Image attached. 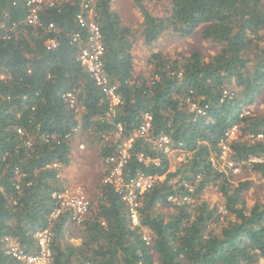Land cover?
Here are the masks:
<instances>
[{
    "label": "trees",
    "instance_id": "1",
    "mask_svg": "<svg viewBox=\"0 0 264 264\" xmlns=\"http://www.w3.org/2000/svg\"><path fill=\"white\" fill-rule=\"evenodd\" d=\"M130 1L142 17L135 31L123 25L112 0H93L103 37V70L118 86L122 102L116 121L124 135L144 115L151 117L148 139L134 142L130 173L163 180L145 193L137 227L131 226L118 194L100 184V196L79 226L78 246L64 242L67 216L55 223L53 264H260L264 193L249 206L243 196L255 187L254 180L232 183L210 158L220 157L221 141L238 128L241 136L228 144L229 160L233 167L248 164L249 173L264 180V114L249 111L264 92V0H166L164 17L152 16L145 7V2L164 0ZM79 3L71 0L58 10H45L41 26L29 27L23 23L22 0H0V264H19L8 252L11 245L36 252L34 234L54 209L52 194L65 185L49 166L70 164L72 130L87 133L102 159L111 153L107 145L112 142L101 139L111 134L103 119L106 99L77 61L80 46L70 43L78 30ZM48 24L55 26L54 34H47ZM195 31L218 46L214 55L156 51L147 59V76L135 75L136 39L151 46L163 34L185 38ZM51 37L58 46L47 51L44 43ZM189 99L205 116L191 111ZM162 136L171 140L175 153L185 154L171 172L166 155L153 144ZM141 153L159 164L138 161ZM195 180L194 194L217 188L224 213L204 201L171 205L170 196L192 195L185 184ZM143 231L151 235V246Z\"/></svg>",
    "mask_w": 264,
    "mask_h": 264
},
{
    "label": "built area",
    "instance_id": "2",
    "mask_svg": "<svg viewBox=\"0 0 264 264\" xmlns=\"http://www.w3.org/2000/svg\"><path fill=\"white\" fill-rule=\"evenodd\" d=\"M69 1L71 0H22L23 8L26 12L25 19L23 20L24 25L29 27L41 26V15L45 10H58ZM75 22L78 30L71 35L70 43L80 46L77 61L94 81L95 85L103 92L106 99V113L103 119L111 127V134L103 133L101 135L104 143L112 142L111 145H107L111 147V153L103 158V163L107 167V171L101 180V184L110 186L118 194L121 202L126 207L131 226L137 227L139 226V208L141 207V201L145 193L151 190L156 183L163 180L162 176L146 174L141 171L130 173L129 171V161L131 159L134 142L139 138L148 139L151 129V117L148 114L144 115L137 128L130 134L124 135L123 125L116 121L118 108L122 102L118 92V86L109 81V78L103 70V37L101 29L96 22L93 0H80L79 9L75 15ZM45 30L47 34H54L56 32L53 24H48ZM44 46L47 51L54 50L58 46L56 37L48 38ZM66 98L70 105L74 106V96L68 94ZM186 102H188L191 111H196L199 115L205 116L204 109L199 108L190 99ZM235 129L234 127L230 131ZM78 131L79 127L74 128L72 134L75 135ZM17 132L22 135L21 130ZM229 132L226 135V139L220 143V159H224V155L228 150L229 142L227 140L230 134ZM66 138L71 139V134L66 136ZM257 139H262V136L259 135ZM153 144L159 151H163L166 156L174 152L171 148V140L166 136L158 137L153 141ZM78 147L80 150L84 149L82 144H79ZM137 158L138 161L144 164L150 162L155 165L159 164V160H151L142 153ZM212 160L210 162L213 166ZM249 161L260 162L261 160L250 159ZM49 168L57 171L56 178H62L64 167L62 168L59 164L53 163ZM52 199L55 206L46 218V226L37 230L34 234L36 252L34 254L28 253L16 245L9 246L8 252L15 262L19 264H53V252L51 248L54 237L53 228L59 217L66 215L69 223L82 226L90 215L91 204L80 185L68 186L65 184L62 190L52 194ZM168 201L172 206L180 205L175 196H170ZM143 240L149 245L145 237H143Z\"/></svg>",
    "mask_w": 264,
    "mask_h": 264
},
{
    "label": "rangeland",
    "instance_id": "3",
    "mask_svg": "<svg viewBox=\"0 0 264 264\" xmlns=\"http://www.w3.org/2000/svg\"><path fill=\"white\" fill-rule=\"evenodd\" d=\"M146 9L155 17H164L169 11V6L166 0L156 2L149 1L145 2ZM112 10L116 12L122 20L124 26L131 30H137L138 26L142 22V17L133 6L130 0H112ZM218 50V46L215 44L205 41L201 38L198 31H195L189 37H179L173 34H163L155 43V45L147 46L144 44L142 39H136L132 48L133 54V66L135 75L147 76L149 66L147 65V59L149 56L160 51L169 56L182 52L183 54H190L192 52H198L206 57L214 55ZM258 114H264V92L255 101L254 106L249 110ZM228 142L237 140L241 134L236 128L229 132ZM249 139V136L245 137ZM92 140L89 135L81 130L73 136L71 139V156L70 164L63 169L64 183L68 186H82L86 193L87 199L91 204V207L96 204L100 196L98 186L101 184V180L104 178L107 167L103 163V159L100 157L99 147L96 144L91 143ZM79 144L84 146L83 150L79 149ZM229 148L224 155V159L210 158L213 159V167L218 172H223L225 176H228L232 183L239 181L254 180L255 187L245 192L243 200L250 206L253 202L259 201L262 194L264 193V180H257L249 173L248 164L243 163L239 166L233 167V162L229 160ZM169 165V172L173 171L176 167L184 161L185 154L180 152H172L166 156ZM246 165V167H245ZM233 167V168H232ZM232 168V169H231ZM178 180V177L174 179V182ZM198 180L193 181L194 185L185 184L186 188L192 192V195L184 198L175 197L178 199L179 204L187 200L186 203H192L193 205L199 204L200 202H206L210 206H217L219 210L223 211L224 200L219 194L218 190L214 186L205 188L203 191L194 194L195 186ZM173 183V181H172ZM181 202V203H180ZM163 213L168 210L159 209ZM143 236L150 243V234L147 231H143ZM70 244L79 245L81 243L80 227L72 223L66 224V232L64 242ZM260 264H264V261H260Z\"/></svg>",
    "mask_w": 264,
    "mask_h": 264
},
{
    "label": "crops",
    "instance_id": "4",
    "mask_svg": "<svg viewBox=\"0 0 264 264\" xmlns=\"http://www.w3.org/2000/svg\"><path fill=\"white\" fill-rule=\"evenodd\" d=\"M63 175H64V173H63Z\"/></svg>",
    "mask_w": 264,
    "mask_h": 264
},
{
    "label": "clouds",
    "instance_id": "5",
    "mask_svg": "<svg viewBox=\"0 0 264 264\" xmlns=\"http://www.w3.org/2000/svg\"><path fill=\"white\" fill-rule=\"evenodd\" d=\"M65 168V167H64Z\"/></svg>",
    "mask_w": 264,
    "mask_h": 264
}]
</instances>
